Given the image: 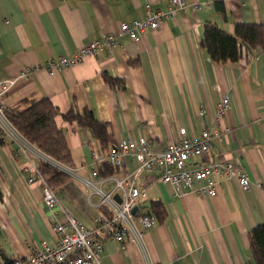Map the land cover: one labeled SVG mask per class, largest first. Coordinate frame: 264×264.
I'll return each mask as SVG.
<instances>
[{
	"label": "crops",
	"instance_id": "1",
	"mask_svg": "<svg viewBox=\"0 0 264 264\" xmlns=\"http://www.w3.org/2000/svg\"><path fill=\"white\" fill-rule=\"evenodd\" d=\"M183 3V10L138 40L121 36L115 47L56 69L49 64L59 56L114 33L119 22L143 20L146 7L165 11L168 0H0L1 107L45 97L62 115L86 108L95 121L109 124L114 145L142 138L155 152L177 138L180 129L195 139L202 128L227 129L224 142L212 138L207 154L191 158L186 169L230 160L249 180L246 191L229 180L217 183L213 197L187 189L177 197L158 180L159 173L141 172L136 184L145 198L140 205L159 202L165 219L143 230L140 244L100 238L99 264H253L246 234L264 223V51L246 59L243 49L234 63L218 65L198 43L205 22L229 34L236 24L264 25V0ZM25 68L30 71L20 77ZM103 72L121 79L125 90H111L100 79ZM223 96L227 108L216 117ZM55 125L63 131L73 166L69 180L54 190L57 204L52 211L42 204L40 182L27 183L22 172L33 159L0 138V264L2 256L12 260L27 255L38 241L53 242L49 224L63 222L65 212L91 225L102 209L84 181L104 193L113 187L107 177L93 174L90 150L97 143L90 132L61 116ZM125 161L131 171L129 159Z\"/></svg>",
	"mask_w": 264,
	"mask_h": 264
},
{
	"label": "built area",
	"instance_id": "2",
	"mask_svg": "<svg viewBox=\"0 0 264 264\" xmlns=\"http://www.w3.org/2000/svg\"><path fill=\"white\" fill-rule=\"evenodd\" d=\"M168 3L169 6L165 11H154L146 7L143 20L119 22L114 33L106 34L100 39L82 45L75 53L59 56L56 62L49 64V67L56 69L70 67L84 57H93L107 48L115 47L117 38L121 36L136 41L146 32L155 31L163 20L172 18L177 10L184 8L183 0H168ZM197 8L194 6L193 10H197ZM240 50V54H243V47L239 48V52ZM29 71V68L22 69L20 77H25ZM226 108L227 97L223 96L216 104L215 116L224 115ZM3 110L4 108L0 106V124L3 126L6 124L10 128L2 117ZM203 113L200 111L198 115L202 117ZM228 134L227 129L222 131L213 129L208 132L202 128L199 138L195 139L188 137L185 130L180 129L178 137L157 152L151 151L142 138L120 140L107 153L100 152L98 146L92 145L90 155L93 160V174L95 175L99 166L108 164L118 168L121 175L120 178L111 176L106 178L113 183V187L108 193H104L99 187H93L88 181H84L85 185L91 187L94 194L98 196L99 207L103 211L88 226L65 212L63 222L49 224L50 232L54 238L53 242L38 241L36 247H30L27 255L14 257L12 264H99L100 238L117 242L129 240L140 244L143 230L156 225L153 216L138 211L140 202L145 198V192L137 187L136 180L138 175L144 171L159 173L158 180L162 184L172 187L174 196L177 197L184 194L183 189L199 196L213 197L217 183L229 180L234 181L241 191H246L250 187L246 174L239 165L230 160L198 165L191 170L186 169V164L191 158L207 154L212 138L221 143L225 141ZM2 137L4 138L0 133V138ZM30 148L34 151L17 149L33 159L29 168L22 170L24 174L28 175L27 183L34 179L40 184L42 183L37 173L39 161L70 175L68 168L45 157L32 146ZM126 158L129 159L133 167L131 171L127 170ZM197 181H203L204 184L194 187L193 184ZM253 186L260 188L259 183H254ZM41 195L42 204L52 211L57 204L55 192L43 186ZM134 207L137 210L135 214H132L131 210ZM145 264L160 263L146 261Z\"/></svg>",
	"mask_w": 264,
	"mask_h": 264
},
{
	"label": "trees",
	"instance_id": "3",
	"mask_svg": "<svg viewBox=\"0 0 264 264\" xmlns=\"http://www.w3.org/2000/svg\"><path fill=\"white\" fill-rule=\"evenodd\" d=\"M199 48L212 62L218 65L234 63L239 56V48L243 47L246 59H250L256 51H264V25L236 24L232 34L227 33L214 23L202 24V36ZM135 65V62H127ZM100 79L111 90H125L121 79L111 78L106 73H100ZM61 118L68 123H75L80 129L88 130L96 141L102 153L109 152L114 147L113 134L108 123L97 122L91 112L86 109H69L60 114L45 97L24 98L14 107L2 111V117L10 128L27 144L55 163L71 169L73 164L63 138V131L56 127L55 118ZM37 173L41 179V187L55 190L69 180V176L53 166L39 161ZM119 173V169L103 164L95 171L97 178H106ZM0 193V201H1ZM102 209V208H101ZM154 217L156 224H162L165 211L159 202H149L139 205V210ZM103 211V209H102ZM248 250L253 264H264V223L253 227L247 234ZM2 264H12L11 259L2 256Z\"/></svg>",
	"mask_w": 264,
	"mask_h": 264
},
{
	"label": "rangeland",
	"instance_id": "4",
	"mask_svg": "<svg viewBox=\"0 0 264 264\" xmlns=\"http://www.w3.org/2000/svg\"><path fill=\"white\" fill-rule=\"evenodd\" d=\"M0 133L6 139L5 141H8L9 143H12L17 149H20V150H23V151H28V150L29 151H34L22 139H20L16 135V133L13 132L6 124H5V126L0 124Z\"/></svg>",
	"mask_w": 264,
	"mask_h": 264
},
{
	"label": "water",
	"instance_id": "5",
	"mask_svg": "<svg viewBox=\"0 0 264 264\" xmlns=\"http://www.w3.org/2000/svg\"><path fill=\"white\" fill-rule=\"evenodd\" d=\"M136 210H137L136 207L132 208L131 213L135 214Z\"/></svg>",
	"mask_w": 264,
	"mask_h": 264
}]
</instances>
